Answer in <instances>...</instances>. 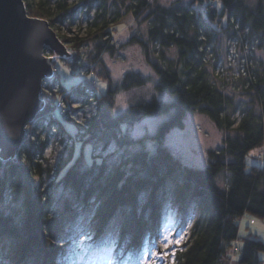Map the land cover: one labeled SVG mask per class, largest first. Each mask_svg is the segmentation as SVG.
I'll use <instances>...</instances> for the list:
<instances>
[{
    "label": "trees",
    "instance_id": "16d2710c",
    "mask_svg": "<svg viewBox=\"0 0 264 264\" xmlns=\"http://www.w3.org/2000/svg\"><path fill=\"white\" fill-rule=\"evenodd\" d=\"M25 3L30 15L49 20L55 29L68 21L74 25L78 11L86 9L87 36L58 34L72 52L65 61L71 70L83 78L94 70L96 91L87 93L83 79L71 88L62 85L56 75L47 79L42 92L46 106L28 124L32 130L17 157H0L2 262L51 264L60 252L57 224L61 216L54 214L55 199L47 183L58 171V182L71 190L64 213L72 212L73 205L90 211L89 243L97 245L118 218L115 264L131 261L142 245L160 242L165 201L180 213L189 208L197 211L189 237L172 253L173 264H264V240L252 232L243 236L240 223L248 213L264 218V155L259 157V151L251 155L264 145V62L251 63L245 44V40L258 41V47H264V0H257L254 7L247 0H176L170 5L157 0ZM129 13L147 23L146 30L134 34L130 42L150 60L158 75L156 89L172 97L132 99L128 107L116 112L120 91L132 92L148 82L135 69L115 82L104 57L106 52L116 53L113 29ZM224 40H235L243 47L244 75L232 76L230 68L221 66ZM45 53L54 54L49 47ZM152 55L157 57L152 59ZM99 77L108 80L101 94ZM61 95H65L63 105L58 107ZM93 101L97 107L89 117L82 122L72 117L80 110L73 108L74 103ZM192 111L206 114L225 131L222 146L209 149L205 167L185 163L166 144L169 132L184 127ZM162 113H169L168 118L150 135L135 138L124 130V125ZM67 120L77 125V137L84 145L94 144V159L89 164L83 154L75 157L74 145L55 172L46 154L50 144L46 134L55 127L67 131ZM99 143L105 149L115 143L123 149L121 159L112 162L96 153ZM222 174L227 185L219 182Z\"/></svg>",
    "mask_w": 264,
    "mask_h": 264
},
{
    "label": "rangeland",
    "instance_id": "374dc122",
    "mask_svg": "<svg viewBox=\"0 0 264 264\" xmlns=\"http://www.w3.org/2000/svg\"><path fill=\"white\" fill-rule=\"evenodd\" d=\"M70 1L72 2L73 0ZM157 1L163 5H170L176 0ZM183 1L189 2L191 0ZM247 1L249 5L253 7L257 2V0ZM215 2L219 3V1ZM88 19L86 9L83 11L80 10L74 18V20H76L74 25H71L68 21L65 24H58L56 30L58 33L60 32L66 35L79 34L81 36H87ZM146 27V22L135 18L130 13L127 14L122 19V22L117 24L113 29L112 43L115 44L116 53L112 55L106 52L104 54L107 66L115 82L120 83L122 77L129 69L139 70L148 77V82L145 86L136 88L132 92H119L117 95L116 112H120L128 107L132 99L149 97L152 95H156L162 100H168L172 97L171 94L156 89L158 75L154 71L150 60L147 59L143 49L136 43L130 42L134 34L146 30ZM250 41L245 40V44L251 63L257 64L260 61L264 62V47H258V41H255L256 43H251ZM172 50L170 52L173 55ZM222 51L221 61L223 65L221 66H227L228 71L230 68L231 73L228 72V74L230 73L232 76L244 75L245 68L243 69L242 64V56L244 55L243 47L235 42V40H228L227 42L224 40ZM156 57L157 56L152 55V59ZM65 61H67L66 58H57L54 71L58 73L55 75L60 78L62 85L71 88L83 79V75L74 73ZM98 81V93L101 94L103 91L107 90L108 80L99 77ZM57 83L58 80H55V84ZM239 97L245 98V96L242 95ZM72 106L73 108H80L72 117L82 122L96 111L97 101L80 105L74 103ZM41 112L39 114H41ZM168 116L169 113L151 115L134 124L124 125V130L128 131L135 138L150 135L157 130L160 123L168 118ZM67 121V131L60 127H55L46 134L50 141L46 154L55 172L59 169L61 162L68 159L71 155L74 145L76 148L75 157L83 154L89 164H91L94 159V144L87 143L84 145L77 137V125L69 120ZM31 130L32 128L30 127L27 129V132ZM224 133L225 131L217 128L206 114L192 111L188 113L184 127H175L169 132L166 138V144L173 153L180 157L185 163L195 167H205L208 164L209 149H218L222 146ZM71 136L73 137L71 138ZM149 144L152 146V141ZM112 148L115 150H110ZM257 152L260 154L259 157L264 155V145L261 149L253 151L251 155ZM96 153H102L109 161L116 162L121 159L123 149L119 148L115 143L105 149L103 144L99 143L96 148ZM57 174L58 171L47 179V183L51 186L50 190L55 199L53 206L54 214L56 217L61 216L57 224L58 227H60L58 244L61 249L60 252L56 254L51 264H115L113 252L118 218L113 219L110 228L101 239V242L93 246L88 242L89 230H91L92 227L90 215L88 213L90 211L82 209L80 206L74 208L76 205H73L72 212L64 213L66 198L68 194L71 195V190L58 182ZM219 182L222 185H227L228 179L226 175L222 174L219 177ZM53 186L54 191H52ZM195 211L196 210L189 208L187 213H180L179 209L173 206L170 201L163 202L161 206L160 242L154 245H142L141 250L135 254L134 258L123 264H173L172 253L189 237L190 228L195 218L192 215ZM247 216L250 218L253 217L255 219L254 222L257 223L254 224V222H251V224L248 222V225H244L243 222L242 227H244L242 229V235L247 237L252 230L254 231L252 235H258L260 239L264 240V218L253 216L250 213H248ZM240 223H242V221ZM257 230H260L261 233ZM261 236H263V238ZM239 241L241 245H243L244 239L241 238ZM238 255L239 253L237 256ZM261 258L264 263V252L261 253ZM0 264H4L1 259ZM233 264H235V262Z\"/></svg>",
    "mask_w": 264,
    "mask_h": 264
},
{
    "label": "water",
    "instance_id": "95a60500",
    "mask_svg": "<svg viewBox=\"0 0 264 264\" xmlns=\"http://www.w3.org/2000/svg\"><path fill=\"white\" fill-rule=\"evenodd\" d=\"M46 47L54 54L47 55ZM69 45L50 21L30 15L25 0H0V157L15 159L46 106L44 82L55 75L57 58L69 59Z\"/></svg>",
    "mask_w": 264,
    "mask_h": 264
},
{
    "label": "built area",
    "instance_id": "2783aa9c",
    "mask_svg": "<svg viewBox=\"0 0 264 264\" xmlns=\"http://www.w3.org/2000/svg\"><path fill=\"white\" fill-rule=\"evenodd\" d=\"M56 73V71H55ZM94 73V70H92L90 73L86 74L83 78V83L84 86L86 87V91L87 93H91V94H95L96 91V80L92 77V74ZM52 79V78H50ZM65 95H61L58 101V107H61L63 104V98ZM76 105H78L77 103H75ZM197 211H195V213L192 215L194 217H196ZM195 220V218H194Z\"/></svg>",
    "mask_w": 264,
    "mask_h": 264
},
{
    "label": "crops",
    "instance_id": "0c3cea01",
    "mask_svg": "<svg viewBox=\"0 0 264 264\" xmlns=\"http://www.w3.org/2000/svg\"><path fill=\"white\" fill-rule=\"evenodd\" d=\"M247 220V221H246ZM255 221V219H253L252 217L250 218V217H248V216H246L244 219H243V221H242V225H243V222H244V225L246 224V225H248V222H254ZM257 222H254V224H256ZM252 224V223H251ZM244 227V226H243ZM243 227L241 226V233H242V229H243ZM248 228V227H247ZM259 233H261V231L260 230H257ZM250 232H254V231H250ZM256 232V231H255ZM262 238H263V236H261Z\"/></svg>",
    "mask_w": 264,
    "mask_h": 264
},
{
    "label": "snow or ice",
    "instance_id": "6c2138e0",
    "mask_svg": "<svg viewBox=\"0 0 264 264\" xmlns=\"http://www.w3.org/2000/svg\"><path fill=\"white\" fill-rule=\"evenodd\" d=\"M137 134H140V133H137ZM148 148H149V149H151V148H152V146L149 144V145H148ZM110 150H115V149H114V148H112V149H110Z\"/></svg>",
    "mask_w": 264,
    "mask_h": 264
},
{
    "label": "bare ground",
    "instance_id": "6f19581e",
    "mask_svg": "<svg viewBox=\"0 0 264 264\" xmlns=\"http://www.w3.org/2000/svg\"><path fill=\"white\" fill-rule=\"evenodd\" d=\"M196 216H197V214H196ZM100 242H101V240H100ZM100 242H98L97 245H98ZM113 255H114V252H113Z\"/></svg>",
    "mask_w": 264,
    "mask_h": 264
}]
</instances>
